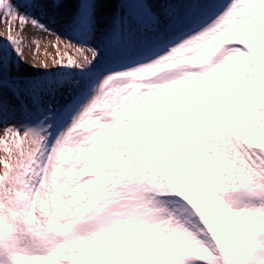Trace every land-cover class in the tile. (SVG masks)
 <instances>
[{
    "label": "snow or ice",
    "instance_id": "1",
    "mask_svg": "<svg viewBox=\"0 0 264 264\" xmlns=\"http://www.w3.org/2000/svg\"><path fill=\"white\" fill-rule=\"evenodd\" d=\"M0 22V264H264V0H0ZM17 24L76 57L29 70Z\"/></svg>",
    "mask_w": 264,
    "mask_h": 264
},
{
    "label": "bare ground",
    "instance_id": "2",
    "mask_svg": "<svg viewBox=\"0 0 264 264\" xmlns=\"http://www.w3.org/2000/svg\"><path fill=\"white\" fill-rule=\"evenodd\" d=\"M18 32L20 35H23L25 37V39L28 41L30 40V37L33 34H36L39 37L42 36V38H44L45 40H47L46 38H48V39L51 38L50 40H47L48 43L50 42L49 44L46 45L47 50H44L45 51L44 53H46L47 59L49 61L50 67H51V58L53 56H57V55L63 56L65 62L67 61L68 56H72L73 58L76 57L75 51L74 50H66L63 43L60 45L59 52H56V49L53 47V44L56 42V36L41 33L39 30L34 29L30 25L27 26V28L23 32H20V28H18L17 33ZM61 40L66 41L67 38L64 36H61ZM25 57H26L25 67L28 68L29 70H33V71L36 70V69H33V67H32L35 63L39 62L41 59H43V60L46 59L45 55L42 58H39L38 56L34 57L30 52H27V51H25Z\"/></svg>",
    "mask_w": 264,
    "mask_h": 264
},
{
    "label": "rangeland",
    "instance_id": "3",
    "mask_svg": "<svg viewBox=\"0 0 264 264\" xmlns=\"http://www.w3.org/2000/svg\"><path fill=\"white\" fill-rule=\"evenodd\" d=\"M18 28H20V26L18 24L13 26L12 31H11V35L16 36ZM9 34L10 33H9V30H8V27L4 23L0 22V36L2 35L0 37V41H5ZM46 39L50 40L51 38H49V39L46 38ZM37 40L40 42L39 52H37L35 43H33L34 41H37ZM47 40L42 38V36L39 37L36 34H33L30 37V40H29V43L31 44V46L26 48L25 51L30 52L34 57L38 56L39 58H42L45 55V58L47 59L46 53H44L45 52L44 50H47L46 45L50 43V42L48 43ZM56 52H57V50H56ZM41 60H43V59H41ZM37 63H39V62H37ZM37 63H35V64H37ZM40 71H43V69L41 68ZM3 135H4V126L0 125V138H2ZM3 156H4V152H3L2 149H0V157H3ZM0 169H2V165H0Z\"/></svg>",
    "mask_w": 264,
    "mask_h": 264
}]
</instances>
